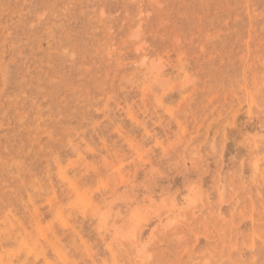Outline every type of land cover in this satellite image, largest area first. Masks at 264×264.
Returning a JSON list of instances; mask_svg holds the SVG:
<instances>
[{
    "label": "rangeland",
    "instance_id": "obj_1",
    "mask_svg": "<svg viewBox=\"0 0 264 264\" xmlns=\"http://www.w3.org/2000/svg\"><path fill=\"white\" fill-rule=\"evenodd\" d=\"M0 264H264V0H0Z\"/></svg>",
    "mask_w": 264,
    "mask_h": 264
},
{
    "label": "bare ground",
    "instance_id": "obj_2",
    "mask_svg": "<svg viewBox=\"0 0 264 264\" xmlns=\"http://www.w3.org/2000/svg\"><path fill=\"white\" fill-rule=\"evenodd\" d=\"M190 192L191 191L189 190V193L186 195V198L182 202H180L183 206L186 204L187 206H191L194 203V201L190 199Z\"/></svg>",
    "mask_w": 264,
    "mask_h": 264
}]
</instances>
